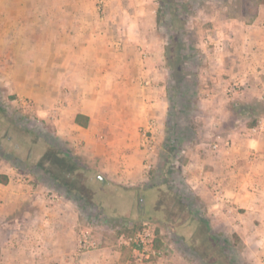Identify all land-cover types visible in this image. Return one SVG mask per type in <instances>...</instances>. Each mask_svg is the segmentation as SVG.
Instances as JSON below:
<instances>
[{
	"label": "crops",
	"instance_id": "crops-1",
	"mask_svg": "<svg viewBox=\"0 0 264 264\" xmlns=\"http://www.w3.org/2000/svg\"><path fill=\"white\" fill-rule=\"evenodd\" d=\"M142 4L143 0H0V58L13 59L6 71L38 74L25 77V94L38 99L47 128L81 152L91 151V164L97 170L119 171L112 174V182L125 180L135 186H145L150 178L136 173L129 158L134 155L139 161L136 170L143 169L146 151L141 147L140 127L154 124L152 155L154 166L158 165L171 108L164 41L154 24L150 35L144 29ZM124 16L132 21H121ZM255 26L231 27L227 37H222L231 48L208 54L211 61H216L215 55L226 63L217 74L220 77L210 76L218 80L216 86L204 85L198 98L197 111L207 112L214 125L210 138L182 149L181 177L189 191L187 201L200 204L199 210L194 207L192 211L205 220V229L237 235L256 261L264 264V116L253 125L239 126L242 118L231 104L264 91V25ZM31 58L37 60L25 61ZM218 78L245 87L242 93L227 95L229 84ZM223 99L229 107H219ZM53 104L57 109L51 112L47 107ZM78 115L84 116L81 120L86 125L77 122ZM128 139H133V145ZM112 156L120 157L118 163L110 165ZM4 174L10 177L8 171ZM0 184L9 186L12 181ZM21 196L9 195L8 200L12 203ZM58 214L62 222L66 220V215ZM4 216L8 214L0 212V219ZM56 244L60 256L53 261L41 258L39 264L189 262L184 252L170 251L152 262H132L123 249L110 245L80 250L76 241ZM13 245L10 241L7 249ZM3 263L17 264L9 256Z\"/></svg>",
	"mask_w": 264,
	"mask_h": 264
},
{
	"label": "rangeland",
	"instance_id": "rangeland-1",
	"mask_svg": "<svg viewBox=\"0 0 264 264\" xmlns=\"http://www.w3.org/2000/svg\"><path fill=\"white\" fill-rule=\"evenodd\" d=\"M142 5L140 17L144 29L150 35L154 29L152 24L155 25V31L164 41L166 65L167 52L176 63L186 54L201 51L202 62L193 69L194 72L198 69V98L202 96L200 90L204 85L216 86L218 80L210 76L217 77L226 65L215 55L216 61H211L208 54L210 51L222 54L231 48L222 39L227 37L231 27L245 29L256 23L258 29L264 25V0H143ZM147 5L150 7L146 8ZM115 19L111 20L117 21ZM121 21L132 20L124 16ZM12 61L0 58V176L8 171V181H12L9 186L0 184V212L8 214L0 219V264H4L8 256L17 264H39L41 258L53 261L61 254L55 248L56 243L70 245L75 241L80 250L106 245L123 249L126 257L136 262L133 246L123 241L145 225L156 228L162 257L176 251L184 252L188 264H262L256 261L252 250L243 247L237 235L208 230L204 233L205 220L192 211L194 207L199 210L200 204L187 201L188 189L181 177L182 149L188 145L185 141L196 143L210 138L208 133L214 124L207 112L197 111L199 108L184 110L185 104L183 108L178 107L176 113L183 129L177 133L179 146L171 168L161 164L164 157L161 153L158 165L149 170L143 165L144 170H136L139 161L130 155L136 173L143 172L149 180L145 186H135L125 180L112 182V174L119 171L97 170L91 164L94 159L91 151L81 152L83 149H77L66 138L56 137L47 128L38 99L25 94L28 84L25 77L37 78L38 74L6 71ZM222 83L229 84L230 88L235 82L223 80ZM239 84L238 93H242L245 85ZM226 91L227 95L233 94ZM227 95H223L225 99ZM249 97L248 101L241 100L237 105L231 102L242 118L239 126L253 125L264 116V91L252 92ZM225 99L220 100L219 107L230 106L228 102L222 103ZM47 108L51 112L57 109L54 104ZM227 123L226 128L230 121ZM183 133L187 136H182ZM118 144L115 146L119 147ZM119 158L112 156L110 165L118 163ZM18 194L22 196L16 197V201L8 200L9 195ZM59 212L66 215L65 221L57 216ZM189 214L191 218H187ZM85 238L91 244L84 245L82 239ZM10 241L14 245L9 250ZM42 245L43 249L39 250Z\"/></svg>",
	"mask_w": 264,
	"mask_h": 264
},
{
	"label": "trees",
	"instance_id": "trees-1",
	"mask_svg": "<svg viewBox=\"0 0 264 264\" xmlns=\"http://www.w3.org/2000/svg\"><path fill=\"white\" fill-rule=\"evenodd\" d=\"M169 54V52L166 53V61L167 66L170 69L168 86L171 93V108L169 117L166 121L167 135L163 150L164 157L161 164L168 165L171 168V163L173 164V160H175L174 158L177 155L176 151L179 146V143L177 142V133L183 129V126H181V123H179L180 118L178 113H176L177 109L179 106L180 108H183L184 104L186 105V108H183L184 110L194 111L198 109V97H196L199 93V88L196 81L198 78V69H195V72L193 69L200 66L202 62V54L201 51L197 49L191 55H184L176 63L171 54ZM193 96L195 97L194 101L191 100ZM188 116L190 118V115ZM83 117V115H78L77 122L86 125L87 122L81 120ZM182 136L186 137L187 135H184L183 133ZM184 144L189 145L191 144V141L190 143L185 141ZM0 182L4 184L8 183V177L6 175L0 176ZM193 199H195L194 196H192V200ZM204 231V233L208 232L206 229ZM156 245L159 247L158 239L156 240Z\"/></svg>",
	"mask_w": 264,
	"mask_h": 264
},
{
	"label": "built area",
	"instance_id": "built-area-1",
	"mask_svg": "<svg viewBox=\"0 0 264 264\" xmlns=\"http://www.w3.org/2000/svg\"><path fill=\"white\" fill-rule=\"evenodd\" d=\"M240 88V84L235 82L228 90L230 93L235 94L238 90H240ZM140 135L141 147L146 151L144 165L145 168L149 170L154 166L152 153L156 148V135L153 122L142 125L140 127ZM214 148H216V146ZM82 240L84 245H87L88 242L91 244L87 238ZM156 240V228L150 225H145L138 232H136L135 235L124 239L123 242L133 246V252L136 255L137 261L150 262L161 258L163 255L162 249L156 245Z\"/></svg>",
	"mask_w": 264,
	"mask_h": 264
}]
</instances>
